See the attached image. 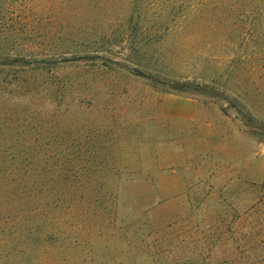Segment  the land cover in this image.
<instances>
[{
  "label": "rangeland",
  "instance_id": "obj_1",
  "mask_svg": "<svg viewBox=\"0 0 264 264\" xmlns=\"http://www.w3.org/2000/svg\"><path fill=\"white\" fill-rule=\"evenodd\" d=\"M241 6L0 0V264H264Z\"/></svg>",
  "mask_w": 264,
  "mask_h": 264
},
{
  "label": "trees",
  "instance_id": "obj_2",
  "mask_svg": "<svg viewBox=\"0 0 264 264\" xmlns=\"http://www.w3.org/2000/svg\"><path fill=\"white\" fill-rule=\"evenodd\" d=\"M245 17L264 16V0H240Z\"/></svg>",
  "mask_w": 264,
  "mask_h": 264
}]
</instances>
